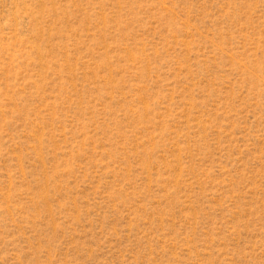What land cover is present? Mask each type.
Masks as SVG:
<instances>
[{
	"label": "rangeland",
	"instance_id": "obj_1",
	"mask_svg": "<svg viewBox=\"0 0 264 264\" xmlns=\"http://www.w3.org/2000/svg\"><path fill=\"white\" fill-rule=\"evenodd\" d=\"M0 264H264V0H0Z\"/></svg>",
	"mask_w": 264,
	"mask_h": 264
}]
</instances>
